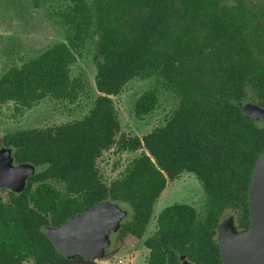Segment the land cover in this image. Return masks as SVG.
Returning <instances> with one entry per match:
<instances>
[{
    "label": "trees",
    "instance_id": "16d2710c",
    "mask_svg": "<svg viewBox=\"0 0 264 264\" xmlns=\"http://www.w3.org/2000/svg\"><path fill=\"white\" fill-rule=\"evenodd\" d=\"M69 1L59 11L66 39L0 77V105L13 102L23 112L47 97L73 103L81 87L72 76L75 51L95 41L98 94L88 113L3 136L17 163L42 168L18 196V207L33 216V239L42 242L39 264L65 260L42 225L59 226L107 199L131 209L121 231L142 237L168 180L184 172L203 184L204 216L186 203L165 207L158 214L161 238L147 241L149 264H168L164 246L170 244L175 264L176 250L212 264L213 236L223 214L249 216V187L264 150V124L239 105L252 100L264 108V6L251 0ZM135 79L156 81L177 104L162 126L127 137L114 98ZM158 105V91L148 89L136 100L135 113L144 116ZM115 145L117 151L140 153L121 177L107 183L99 161ZM46 179L64 183V189Z\"/></svg>",
    "mask_w": 264,
    "mask_h": 264
},
{
    "label": "rangeland",
    "instance_id": "374dc122",
    "mask_svg": "<svg viewBox=\"0 0 264 264\" xmlns=\"http://www.w3.org/2000/svg\"><path fill=\"white\" fill-rule=\"evenodd\" d=\"M251 1L264 6V0ZM69 3V0H40L37 5L33 0H0V77L14 64L21 65L25 60L37 56L52 44L66 39L65 26L62 25L59 11H62ZM94 53V40H88L86 46L79 47L78 51H75L77 61L72 66V76L80 78L81 84L80 94L75 102L58 101L47 97L23 112L17 110L13 102L2 104L0 105V137L8 132L24 128L61 124L82 118L88 113L98 94L95 84L97 67L93 59ZM152 88L158 91L159 105L154 111L139 117L135 113V102L144 91ZM114 101L122 125L121 134L124 133L127 137H142L162 126L177 104V98L172 92L166 90L156 81L147 79L130 81L125 85V90L114 98ZM249 104L256 105L257 103L252 100L239 103L241 108ZM254 119L263 124L261 119ZM139 153L140 151H117L116 145L104 151L99 161L103 180L110 183L121 177L131 160ZM38 170L40 168H37L36 172ZM206 197L203 184L194 173L184 172L174 181H169L154 205L150 232L155 229L156 217L165 207L174 203H186L194 206L201 214L205 213ZM121 205L127 209L128 216L126 215V217L129 219L131 209H128L127 204ZM123 221L121 220L110 232V244L112 233ZM143 241L144 238H131L128 245L129 250L116 248L117 259H123L125 262L130 254L138 258L136 264H144L146 260L144 255L148 250L142 244ZM93 253L92 258L103 259L102 251ZM82 255L87 258L86 254Z\"/></svg>",
    "mask_w": 264,
    "mask_h": 264
},
{
    "label": "water",
    "instance_id": "95a60500",
    "mask_svg": "<svg viewBox=\"0 0 264 264\" xmlns=\"http://www.w3.org/2000/svg\"><path fill=\"white\" fill-rule=\"evenodd\" d=\"M103 96L114 98L106 92ZM245 114L261 119L264 124V108L249 104L242 106ZM152 161L161 169L157 158L150 154ZM11 148H0V185L10 186L18 191L24 189L27 178L37 170L31 163L13 164ZM251 226L238 231L233 218L221 225L222 254L226 264H264V150L254 167L249 187ZM128 214L120 203L102 201L84 212L71 217L60 226L46 227L45 233L55 246L72 260L60 264H99L91 261L93 252H105L110 245V232ZM85 259H74L80 254Z\"/></svg>",
    "mask_w": 264,
    "mask_h": 264
},
{
    "label": "flooded vegetation",
    "instance_id": "af4514ba",
    "mask_svg": "<svg viewBox=\"0 0 264 264\" xmlns=\"http://www.w3.org/2000/svg\"><path fill=\"white\" fill-rule=\"evenodd\" d=\"M2 147L11 148L12 157L14 158L13 164L14 165L19 164L15 161L14 148L11 146L5 145L3 142V137H0V148ZM36 168L38 169L40 168V170L42 169L40 166H36ZM29 177L26 180L24 189L28 185ZM46 181L51 182L54 185V187L59 191L64 189V183L58 180L46 179ZM169 181L171 180H168V182ZM39 183H41V180L34 181L32 184V189L36 188V186H38ZM24 189L21 191H18L17 189L13 187H10L7 185H4V186L0 185V264H39V261H40L41 256L39 254L42 251L41 250L42 242L40 240L33 239V232H34L33 231L34 229L33 216L27 215L26 209L18 207V196L20 193L24 191ZM205 203H206V199H205ZM130 214H129V217L131 216ZM153 215H154V211H153ZM199 215L202 217L204 216V213H201ZM152 217L142 237H138L132 232H129L126 234L121 231L123 222L128 220V218L125 217L123 219L124 221L112 233L111 244L109 247H107L106 252L104 253L103 259L97 260V258H91V261H96L99 264H136V260L138 258L131 256L130 254L128 258L125 260V262L123 259L118 260L117 259L118 252H116V248L117 249L122 248V249L129 250L128 245L130 244L129 242L131 238L133 239L134 238L136 239L144 238V241L142 242V244L148 250L147 254L145 253L144 255V257L146 258L144 264H149L150 259H151L152 249H151V246L147 244V241L150 240L151 238L158 239V238H161L162 236L161 233L159 232L160 226H158V216L156 217L157 225L155 229H153L150 232L149 227L152 223ZM230 217L233 218V222L238 231L246 230L251 226L252 219L250 215V210H249L248 218L242 217L238 212L233 211V210L226 211L221 217V220L218 223L217 228H216V233L213 236V239L216 245L215 246L216 257H215V261L212 262V264H226L224 260V256L222 254L221 225L222 223L227 221L228 218ZM48 226L55 227L58 225H54V224L42 225L41 230L45 232L44 229ZM25 230L26 232H24ZM25 237H27V239H25ZM183 241L184 239L181 242ZM187 244H190V242L188 241ZM169 248L171 250L175 249L174 245L172 244L168 246H164V251L167 253L166 263L175 264V262L172 260L173 257L171 256V250ZM57 250L64 256L65 260L63 262L72 260V259H69L67 255L61 252L58 248ZM175 257L177 258L176 264H200L198 259H194L188 254L182 253L178 250H176ZM74 259H85V257L82 254H80L76 256Z\"/></svg>",
    "mask_w": 264,
    "mask_h": 264
}]
</instances>
